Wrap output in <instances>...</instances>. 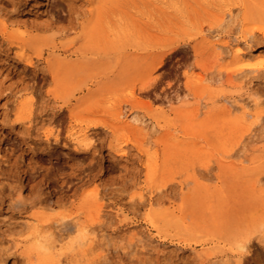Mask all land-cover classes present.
I'll return each instance as SVG.
<instances>
[{
	"label": "rangeland",
	"instance_id": "1",
	"mask_svg": "<svg viewBox=\"0 0 264 264\" xmlns=\"http://www.w3.org/2000/svg\"><path fill=\"white\" fill-rule=\"evenodd\" d=\"M263 63L264 0H0V264H264Z\"/></svg>",
	"mask_w": 264,
	"mask_h": 264
},
{
	"label": "bare ground",
	"instance_id": "2",
	"mask_svg": "<svg viewBox=\"0 0 264 264\" xmlns=\"http://www.w3.org/2000/svg\"><path fill=\"white\" fill-rule=\"evenodd\" d=\"M91 1V0H90ZM102 11V10H101ZM26 38V37H25ZM225 43V42H224ZM34 44H35V42H34ZM39 45V44H38ZM226 45H228V43L226 44ZM225 45V46H226ZM36 46V45H35ZM219 46V45H218ZM34 47V46H33ZM220 47V46H219ZM224 47V46H223ZM228 47V46H227ZM225 48V47H224ZM24 49V48H23ZM234 49V48H233ZM43 48H38V47H36V54H38V55H36V56H39V55H42L43 54ZM220 50V49H219ZM26 50H24L22 53H20L21 54V56L23 57V59H26L27 61H28V63H30L31 62V57L29 56H26L25 55V52ZM234 51H235V53L236 54H238V55H241L242 54V49H241V47L239 46V47H236L235 49H234ZM220 53V52H219ZM60 56V55H59ZM35 59V58H34ZM262 63V62H261ZM60 64V63H59ZM61 65V64H60ZM68 66V65H67ZM263 66H264V63H263ZM60 67V66H59ZM69 67V66H68ZM51 68V67H50ZM76 68V67H75ZM52 73V72H51ZM71 77V76H70ZM63 80V79H62ZM71 80H73V86H72V89L73 90H78V89H80V88H83L84 87V85H86L87 83H88V81H89V74L87 75H81V76H78V75H76V74H74L73 76H72V78H71ZM65 81H67V80H65ZM58 82V81H57ZM63 82V81H62ZM62 85V84H61ZM256 92V91H255ZM254 95H255V93H253ZM257 94H258V92H257ZM257 98L259 99V97H253V96H251V95H249L248 97H247V100H245V99H241V100H231L230 102H229V104L226 106V109L227 110H229V111H237V109H241L244 113H246V114H250V111H249V102L251 101H254V103L256 102H258L257 101ZM261 99V98H260ZM262 101V100H261ZM260 103V102H259ZM251 106L253 105V104H250ZM35 107V106H34ZM25 115H27V114H25ZM23 116V115H22ZM23 118V117H22ZM24 118H28V120L29 121H31V117L28 115V116H26V117H24ZM35 119V118H34ZM27 122V121H26ZM31 122H29V124H30ZM24 125V124H23ZM26 129H28V127L26 128ZM29 130V129H28ZM78 139V138H77ZM8 150V149H7ZM0 192H2V191H0ZM19 197V196H18ZM17 200L18 201H20L21 203H23V205L25 204V201L27 200L26 198L24 199L23 198V196H21V197H19V198H17ZM17 201V202H18ZM42 201V200H41ZM48 201V200H47ZM42 202H44V201H42ZM41 202V203H42ZM46 202V201H45ZM44 202V203H45ZM19 203V202H18ZM54 203H57V202H46L45 204H43L44 206L45 205H47V206H50V207H52L53 205H54ZM20 204V203H19ZM22 205V206H23ZM54 207V206H53ZM49 208V207H48ZM23 209V208H22ZM70 216V215H69ZM75 216H77V215H75ZM74 216V217H75ZM50 218V217H49ZM61 218V217H60ZM100 218H102V217H100ZM40 218H38L37 220H39ZM62 219L63 220H61V222H60V224L59 225H63L62 226V228H65L66 230L68 229L70 232L71 231H77V233H78V235H77V237L78 238H76L77 240H76V242H77V245H78V248H77V251H76V258H75V263L74 264H85L86 263V261H88L87 262V264H96L99 260L98 259H101V258H105V256H106V254H102V253H99L98 254V257H93L92 259L89 257L90 256V251H92L93 250V248H94V246H93V244H94V242L96 241V239H95V237H97V235L95 234V229H94V227H92L91 225H93L92 223H91V225H89V223L88 224H83V225H81V224H79V223H77L76 221L75 222H73L72 220H73V218L72 217H62ZM171 219V218H170ZM36 221V220H35ZM40 221V220H39ZM47 221H48V219H47ZM43 222V221H42ZM58 222V221H57ZM34 223V222H33ZM36 224V223H35ZM34 224V225H35ZM39 224V223H38ZM52 224V223H51ZM54 224V223H53ZM30 225V224H29ZM49 225V224H48ZM56 225V224H55ZM46 226V225H45ZM23 227V226H22ZM36 229L34 230V231H32V233H31V239H33V242H32V244H31V246H30V250L28 251L29 253L28 254H31V253H33L34 252V254H37V255H41L42 257H45L46 255H47V257H50L51 256V254H52V248L54 247V245H56L55 243L53 244V241L54 240H56L57 241V239H54L55 237H54V233H52L54 230H49V233L47 234V235H43V230H48L47 229V227H44V228H46V229H44L43 228V225L40 227L39 225H36V226H34ZM33 227V228H34ZM52 227V226H51ZM50 227V228H51ZM49 228V227H48ZM96 228V227H95ZM62 230V229H61ZM51 231V232H50ZM69 231H67V232H69ZM48 232V231H47ZM66 232V231H65ZM65 232H63L64 234H65ZM63 233H61V234H59L58 235V233H56V237H58L59 239H61V237L63 236L64 237V234ZM137 234V233H136ZM53 235V240L51 239V242H52V244H50L51 242H46V240H47V238L48 237H50V236H52ZM67 235V234H66ZM65 235V236H66ZM137 238V237H136ZM135 239V238H134ZM43 240V241H42ZM100 240V239H99ZM137 240V239H136ZM138 241H140V239H138ZM55 242V241H54ZM103 242V241H102ZM57 243V242H56ZM70 243V242H69ZM97 242H95V244H96ZM103 245H104V243H102ZM129 244V243H128ZM135 244V243H134ZM70 245V244H69ZM73 245V244H72ZM71 245V246H72ZM131 245V244H130ZM245 246L246 245H241V247L242 248H245ZM72 247H70V249H71ZM100 248V247H99ZM28 250V249H27ZM108 251V250H107ZM93 252V251H92ZM100 252H102V250L100 251ZM26 253H27V251H26ZM89 255V256H88ZM32 257V256H31ZM35 257V256H34ZM34 257H32V258H34ZM4 258H3V256L1 255V257H0V261H2ZM28 259V258H27ZM105 259H107V258H105ZM32 260V259H31ZM103 261H104V259H102ZM108 260V259H107ZM29 261V260H28ZM59 264H62V261H63V259L62 258H60L59 260ZM40 262H42V261H40ZM85 262V263H84ZM27 263V262H26ZM31 263H33L32 261H31ZM58 263V262H57ZM56 263V264H57ZM3 264H6L5 262H3ZM36 264H37V262H36ZM100 264H101V262H100ZM150 264V263H149Z\"/></svg>",
	"mask_w": 264,
	"mask_h": 264
}]
</instances>
